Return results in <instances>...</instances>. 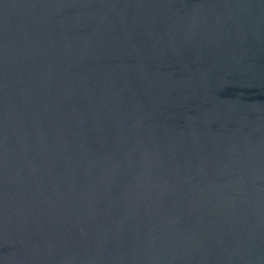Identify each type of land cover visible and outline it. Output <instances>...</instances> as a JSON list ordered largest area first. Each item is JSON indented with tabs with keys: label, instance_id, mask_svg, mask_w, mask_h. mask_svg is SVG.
I'll use <instances>...</instances> for the list:
<instances>
[{
	"label": "water",
	"instance_id": "water-1",
	"mask_svg": "<svg viewBox=\"0 0 264 264\" xmlns=\"http://www.w3.org/2000/svg\"><path fill=\"white\" fill-rule=\"evenodd\" d=\"M0 264H264V0H0Z\"/></svg>",
	"mask_w": 264,
	"mask_h": 264
}]
</instances>
